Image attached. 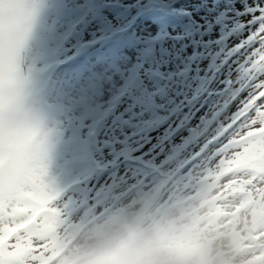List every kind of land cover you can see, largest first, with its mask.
Returning a JSON list of instances; mask_svg holds the SVG:
<instances>
[{
	"label": "rangeland",
	"instance_id": "rangeland-1",
	"mask_svg": "<svg viewBox=\"0 0 264 264\" xmlns=\"http://www.w3.org/2000/svg\"><path fill=\"white\" fill-rule=\"evenodd\" d=\"M86 2L40 0L31 38L17 21L1 53L0 112L12 107L15 119L0 124L7 134L0 132V204L17 209L0 219L1 237L46 194L67 180L75 184L10 237L12 251L9 239L0 243V264H78L93 239L80 240L114 220L171 213L202 217L224 264H264V27L251 23L264 0H95L84 8ZM192 11L204 20L185 27L179 14ZM72 22L78 29L56 45ZM182 35L186 41L175 40ZM239 44L243 49L230 56ZM178 48L188 54L162 82L152 73L168 67ZM29 77L38 84L25 91ZM112 93L118 99L109 109ZM158 96L166 101L159 104ZM91 125L93 164H86L79 151ZM17 139L25 141L17 147ZM11 151L18 158L26 152L19 175L8 169L14 160L4 165ZM145 177L98 205L69 207L66 198L70 189L86 196ZM79 225H89L85 234Z\"/></svg>",
	"mask_w": 264,
	"mask_h": 264
},
{
	"label": "clouds",
	"instance_id": "clouds-1",
	"mask_svg": "<svg viewBox=\"0 0 264 264\" xmlns=\"http://www.w3.org/2000/svg\"><path fill=\"white\" fill-rule=\"evenodd\" d=\"M78 264H224V254L202 217L171 213L114 220Z\"/></svg>",
	"mask_w": 264,
	"mask_h": 264
},
{
	"label": "snow or ice",
	"instance_id": "snow-or-ice-1",
	"mask_svg": "<svg viewBox=\"0 0 264 264\" xmlns=\"http://www.w3.org/2000/svg\"><path fill=\"white\" fill-rule=\"evenodd\" d=\"M40 7V0H0V43H2L5 48H7V46L13 39L14 24L17 21L22 22L24 25L25 38H31L33 25L35 23V19L40 10ZM253 11H258L259 15L254 16L251 23L255 24L258 22V28L264 27V7L258 6V8ZM261 34L264 35V32H262ZM237 49H239L240 51L243 49L241 47V44L237 45L236 48H233L232 51L229 52V55L231 56L233 53H238ZM262 98H264V96L260 97V99ZM14 119V108L8 107L5 108L3 112H0V124H2L4 127H8L9 125H11L14 122ZM208 143H211V141H209ZM207 146V144L204 145L205 148ZM202 151L203 149H201V152ZM199 155L200 152L193 154L191 157L184 161V164H189ZM147 181L148 179L145 177L141 178L137 183H133L129 186H122L115 189H95L92 192L88 193L86 196H81L78 191L70 189L68 197L66 198L69 199V207L81 204L98 205L101 202L102 198L105 196L110 197L117 194H122L125 189L135 186L139 183H145ZM6 207V205L0 204V219H2L4 216L14 215L15 211H17L16 208H13L11 211H5ZM14 243V239L8 240V251H12V245Z\"/></svg>",
	"mask_w": 264,
	"mask_h": 264
},
{
	"label": "bare ground",
	"instance_id": "bare-ground-1",
	"mask_svg": "<svg viewBox=\"0 0 264 264\" xmlns=\"http://www.w3.org/2000/svg\"><path fill=\"white\" fill-rule=\"evenodd\" d=\"M88 5L89 4H87V2H86V4L84 5V8H86V7H88ZM179 16L181 17V19L182 18H184V17H186V20H188L189 21V24H185V27H194V26H198V25H200V23H201V21L202 20H204V18L202 17V14L201 13H198V12H195V11H192V12H190V13H188L187 15H184V14H179ZM138 26L136 25V28H137ZM183 28V27H180L179 29H182L183 31H181L180 33H184L185 31H186V28ZM65 32V31H64ZM62 33V34H60V36H59V39H61V40H63V39H65L66 38V33ZM186 37H187V35H182V36H180V38H178V39H175V40H184V41H186L185 39H186ZM175 42V41H174ZM176 44H175V47H176V45L178 44V42H175ZM177 48V47H176ZM5 49V47L3 46V44L2 43H0V58H1V53H2V50H4ZM176 55L173 57V60H168V67L167 66H163L162 68H155L156 70H155V73H152L153 74V76H155V77H160V79H161V81L162 82H168V81H171L172 80V78H171V76L172 77H175V75L177 74L176 73V71H175V63H177L181 58H185L186 57V55H184L186 52H187V54H188V50L187 49H182V48H178V49H176ZM126 62V61H125ZM16 66V65H15ZM132 67V66H131ZM16 68H18V67H16ZM166 69V70H165ZM32 71V69L31 68H29L28 69V72H27V75H28V73H30ZM162 74V75H161ZM167 74H171V76L170 77H167ZM27 75H24V77H23V80L25 81V79L27 78ZM37 77V76H36ZM29 78H34L31 82L30 81H26L25 83L26 84H23V86H24V90L25 91H27V90H31L32 88H34L33 86H37V84H38V80H35V77H29ZM111 83H117L118 84V79H117V77L116 78H111L109 81H108V83L106 84V86L109 88L108 90H110L111 89V87H112V84ZM23 86L21 87V89H23ZM28 86V87H27ZM117 89V88H116ZM115 89V90H116ZM114 90V91H115ZM117 92V91H116ZM113 95V93L111 94V98H114V96H112ZM30 101V100H29ZM164 101H166L165 99H163L162 97H157V102L159 103V104H161L162 102H164ZM96 128L97 127H95V130H96ZM98 128H99V125H98ZM36 129H37V127L34 125L33 127L31 126V128H29V130H28V132L25 134V136L26 135H29V137H30V135H33L34 133H35V131H36ZM0 132L2 133V134H6V128H4V127H0ZM5 136H7V134L5 135ZM5 136H2V135H0V143L2 144L5 140H3L1 137H5ZM25 141V140H24ZM24 141H21V139L18 141V139L15 141V145L17 146V147H19L20 145H21V143L22 142H24ZM27 141H29L28 139H26V142ZM25 150V149H24ZM15 151V150H14ZM13 151V152H14ZM12 151L10 152V155H9V153H7L6 154V156H4V158H5V160H4V165H6L5 167L7 168V166L9 165H7V163H8V161H11V160H14V164H10L9 165V167H8V169H9V171H13L12 173L13 174H15V172H14V168L15 169H18V171H17V175H19V173H20V169H22V163H21V161H20V159H22V157H25L24 155H25V153L26 152H24V154L22 155V157L21 158H18L17 156H15V155H11L12 153H13ZM11 156H13V157H11ZM86 157V160H85V162L87 161V153L84 151V150H81V151H79V157H80V159H83V157ZM2 159H3V157H2ZM3 165V161H1V159H0V166H2ZM73 165H75V163H73ZM63 189H59V190H53L54 191V193L53 194H46V200L47 201H49V202H51V201H53V199H51L52 197H54V196H56L57 194H58V192L59 191H62ZM52 191V192H53ZM7 194H11V193H5L4 195H7ZM2 200H4V196H2L1 197V199H0V203H1V201ZM253 204V203H252ZM47 204H45V205H43V204H39L37 207H39V208H41L40 210H46V206ZM43 207V208H42ZM215 211H217V209H215ZM223 215V214H222ZM29 219L30 218H27L26 219V217L23 219L25 222H27V221H29ZM89 226V225H88ZM88 226L87 227H83V228H81V225H79V227H80V230L82 231V232H84V234H85V232H86V229L88 228ZM221 226H223V225H221ZM6 229V227L4 228V230ZM88 230V229H87ZM15 232H16V235H20L21 234V231H17V229H15ZM23 233V232H22ZM95 238V236H91V237H88V238H84V240L83 239H81L80 240V246H82V245H84V244H86V242H88V241H90L91 239H94ZM78 240H79V238H77ZM249 240H250V242H248L249 244H251L252 243V238H248ZM244 242L242 241L241 242V245L243 244ZM247 243V244H248ZM246 244V245H247ZM246 247V246H245Z\"/></svg>",
	"mask_w": 264,
	"mask_h": 264
}]
</instances>
